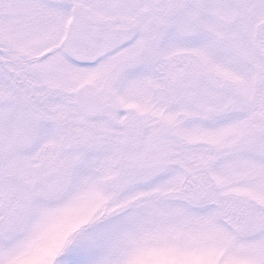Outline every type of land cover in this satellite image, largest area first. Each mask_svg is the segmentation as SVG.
Masks as SVG:
<instances>
[{
	"label": "snow or ice",
	"instance_id": "snow-or-ice-1",
	"mask_svg": "<svg viewBox=\"0 0 264 264\" xmlns=\"http://www.w3.org/2000/svg\"><path fill=\"white\" fill-rule=\"evenodd\" d=\"M0 264H264V0H0Z\"/></svg>",
	"mask_w": 264,
	"mask_h": 264
}]
</instances>
